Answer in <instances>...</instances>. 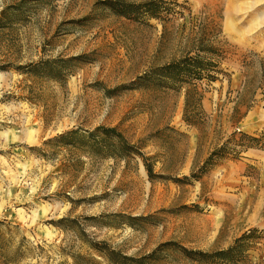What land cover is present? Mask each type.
Instances as JSON below:
<instances>
[{"label":"rangeland","instance_id":"374dc122","mask_svg":"<svg viewBox=\"0 0 264 264\" xmlns=\"http://www.w3.org/2000/svg\"><path fill=\"white\" fill-rule=\"evenodd\" d=\"M146 1L0 0V221L7 256L24 243L18 264H116L94 242L150 256L138 264H264V149L237 157L233 145L201 175L232 135L264 131V0L118 13ZM190 56L215 63L216 79L139 83ZM99 127L133 151L101 145ZM252 229L225 262L182 250H227Z\"/></svg>","mask_w":264,"mask_h":264},{"label":"trees","instance_id":"16d2710c","mask_svg":"<svg viewBox=\"0 0 264 264\" xmlns=\"http://www.w3.org/2000/svg\"><path fill=\"white\" fill-rule=\"evenodd\" d=\"M110 3H113L111 1ZM160 0L155 1H146L143 3H120V5H116L120 10L118 13L125 17H132L133 14H138L139 16H145L147 18H160L159 9L161 8ZM10 9L15 11L21 10V8L9 7L4 11L6 13ZM5 15H3L4 17ZM2 17V18H3ZM6 18V16H5ZM4 18V19H5ZM1 19V18H0ZM140 19V18H137ZM217 65L211 64L210 61L199 57H186L180 60L171 62L167 65L161 66L157 68L153 72V76H141L139 79V83L146 81L147 79H153L155 83L164 87H181L183 84L192 81L203 79L206 76L210 78V80H215L216 76L213 74V70L216 69ZM98 135V136H96ZM91 136L98 137L99 143L101 145H106L107 147H111L116 145L117 142L124 145V149L126 151L132 152L133 147L129 144L126 138L115 128V127H99L94 132L91 133ZM235 135H232L225 143L221 146L217 147L213 150L205 161L204 166L201 168V175L207 173L209 171V165L217 158L224 159L231 155L233 151V145L235 147H239L240 150L236 154L237 157L241 156V153L247 151L251 148L255 149H264V131L261 133L250 134L248 132H240V138L235 141ZM147 169L149 174L153 176L152 166L147 164ZM200 175V176H201ZM133 219V218H131ZM4 221H0V256L4 259L3 262L5 264H18L21 257L19 258L20 252L24 249V243H18V248L14 252L12 256H7L6 253L9 251L11 247V242L6 237L7 232L9 230H5ZM257 233L255 229L249 230L240 238H238L235 243L229 247L227 250H218L214 252H206L202 250H188L187 248H182L184 253L189 255L190 257L208 263L211 260H216L220 262H225L232 257V255L237 253H245L248 250V242L253 239ZM24 242V241H23ZM94 249L98 251L101 255L108 258L112 263L120 264V262L130 263V264H138L149 258L150 256H146L141 259H137L134 257H130L124 254H121L119 251L110 247L106 242H94L92 244ZM173 243H170V247L173 246ZM73 261L75 264H82V260L87 257L79 254H72ZM90 260V259H87ZM120 261V262H119ZM63 264V263H60Z\"/></svg>","mask_w":264,"mask_h":264}]
</instances>
